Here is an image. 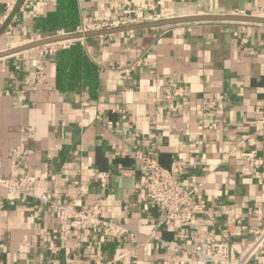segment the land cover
I'll list each match as a JSON object with an SVG mask.
<instances>
[{"label": "crops", "instance_id": "crops-1", "mask_svg": "<svg viewBox=\"0 0 264 264\" xmlns=\"http://www.w3.org/2000/svg\"><path fill=\"white\" fill-rule=\"evenodd\" d=\"M18 0H0V27ZM80 22L67 31L51 30L56 0H25L5 33L0 51L46 37L70 33L84 24L118 17L167 18L197 15H251L264 18V0H77ZM131 26V25H127ZM125 27V26H122ZM120 28V27H119ZM62 35V34H61ZM66 41L67 40H63ZM80 41L100 70L94 96L87 89L64 93L56 88L54 54L36 48L0 58V177L8 176L12 150L23 143L29 153L20 172L46 178L36 192L80 209L99 203L107 218L127 222L133 237L106 239L71 231L69 254L79 264H195L187 253L162 248L164 240L191 236L195 229L219 231L226 215L197 217L195 228L161 224L155 202L139 203L136 184L151 174L135 158L151 152L174 170L186 188L209 209L233 205L241 214L234 227L231 256L243 253L251 229L264 226V164L252 176L240 174V153L253 137L264 158V24L209 21L138 28L71 39ZM143 58L130 74L121 68ZM43 62L48 82L34 86L36 65ZM182 86L180 110L166 114L164 91ZM214 102V116L206 103ZM121 109L126 110V117ZM216 123L215 127L205 124ZM194 164L190 165V161ZM174 164L183 170L176 171ZM98 172L108 173L102 187ZM86 185L78 192L74 181ZM58 219L38 199L7 200L0 188V264H67L64 243L54 237ZM92 247H89V243ZM55 248H59L56 250ZM100 254H99V253ZM250 264L264 263V246Z\"/></svg>", "mask_w": 264, "mask_h": 264}, {"label": "built area", "instance_id": "built-area-1", "mask_svg": "<svg viewBox=\"0 0 264 264\" xmlns=\"http://www.w3.org/2000/svg\"><path fill=\"white\" fill-rule=\"evenodd\" d=\"M14 6H11V11ZM167 18L166 15L146 17L150 21H158ZM142 19L138 17H118L103 21H93L77 28L76 31L86 33L94 30L114 29L127 25L140 23ZM64 34V33H61ZM60 34V35H61ZM69 46L66 41H58L37 47L39 55L45 56L55 54L60 48ZM147 62L143 58L136 59L121 68L125 74H130L137 68L145 65ZM48 82V73L43 62L36 65L34 86ZM185 94L182 86H168L164 91V101L166 104V114L173 116L180 110V100ZM206 115L214 116V102L206 103ZM126 117V110H120ZM205 127H215L216 123H208ZM244 143L250 148L240 153L245 164L240 174L243 176H252L264 164V158L258 149L253 147L255 141L253 137H246ZM29 153L27 147L21 143L12 150L11 168L8 176L0 177V188L5 190V199L7 200H31L38 199L43 207H48L56 214L58 219V229L54 235L56 239L64 243L66 255H68L67 264L74 263L70 258L71 254L69 239L71 231L76 230L85 236L101 235L106 239H121L124 237H133L134 233L130 230L127 222L119 218H107L103 213L102 206L94 202L89 207L78 209L73 201L59 202L50 192L38 194L36 185L39 181L46 178L45 174L34 176L20 172L19 160ZM135 158L140 162L141 169L150 173L151 177L146 181H140L136 184L137 201L140 203L155 202L163 212L161 224L165 226L179 225L184 229L195 228L197 226L198 216H207L215 220L217 215H226V219L216 229L202 230L195 229L193 234L188 237H182L179 240H164L158 235H151L150 238L157 240L160 247L166 248L174 254L187 253L196 258L195 264H250L249 260L264 246V226L260 229H251L253 234L252 241L248 244L246 250L237 255L231 256L229 245L234 227L241 218L233 205H223L218 209H209L207 205L196 199L195 189L186 188L174 170L163 167L158 159L152 156L151 152L138 150ZM194 164L191 160L190 165ZM176 171L181 172L183 167L174 164ZM108 173L98 172V179L102 187L107 186ZM78 192L81 194L86 190V185L80 181H74ZM254 213L260 220L264 219L263 210L260 207L254 209ZM92 247V243H89ZM58 250L59 248H55ZM99 253V252H98ZM100 254V253H99ZM180 264H187V260H180ZM264 264V263H262Z\"/></svg>", "mask_w": 264, "mask_h": 264}, {"label": "trees", "instance_id": "trees-1", "mask_svg": "<svg viewBox=\"0 0 264 264\" xmlns=\"http://www.w3.org/2000/svg\"><path fill=\"white\" fill-rule=\"evenodd\" d=\"M57 15L51 30L67 31L80 22L77 0H56ZM56 63V88L64 93L87 89L94 96L99 86V67L92 62L80 41H75L54 54Z\"/></svg>", "mask_w": 264, "mask_h": 264}, {"label": "water", "instance_id": "water-1", "mask_svg": "<svg viewBox=\"0 0 264 264\" xmlns=\"http://www.w3.org/2000/svg\"><path fill=\"white\" fill-rule=\"evenodd\" d=\"M24 1L25 0H18L16 2V5L13 8L12 12L7 17L3 25L0 27V37L5 33L8 26L12 22L13 18L18 14ZM209 21H240V22H253V23L264 24V18L262 17L251 16V15L221 14V15H197V16H189V17L161 19L158 21H153V22L140 24V25H131V26H125V27H120V28H114V29L94 30V31L86 32V33L77 32L75 29L73 32H70V33L46 37L44 39H40L34 42H30L24 45L11 48V49L0 51V58H4L12 54H16L22 51L33 49V48H36V47H39L45 44L63 41V40H71V39L75 40V39L84 38V37L91 36V35L106 34V33L118 32V31H128V30H134L138 28H149V27L173 25V24H181V23L209 22Z\"/></svg>", "mask_w": 264, "mask_h": 264}, {"label": "bare ground", "instance_id": "bare-ground-1", "mask_svg": "<svg viewBox=\"0 0 264 264\" xmlns=\"http://www.w3.org/2000/svg\"><path fill=\"white\" fill-rule=\"evenodd\" d=\"M68 41H69V40H67V42H68ZM67 42H66V43H67Z\"/></svg>", "mask_w": 264, "mask_h": 264}]
</instances>
